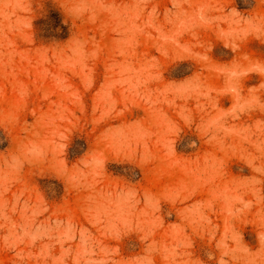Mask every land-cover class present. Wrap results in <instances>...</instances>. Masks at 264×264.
Returning <instances> with one entry per match:
<instances>
[{"label":"clouds","instance_id":"1","mask_svg":"<svg viewBox=\"0 0 264 264\" xmlns=\"http://www.w3.org/2000/svg\"><path fill=\"white\" fill-rule=\"evenodd\" d=\"M50 2L66 40L38 42L46 0H0L6 264H264V58L244 50L264 45L261 0ZM181 62L196 70L168 78ZM81 126L94 139L70 160ZM161 166L176 178L149 186Z\"/></svg>","mask_w":264,"mask_h":264},{"label":"rangeland","instance_id":"2","mask_svg":"<svg viewBox=\"0 0 264 264\" xmlns=\"http://www.w3.org/2000/svg\"><path fill=\"white\" fill-rule=\"evenodd\" d=\"M162 3L166 2V0H161ZM237 5L240 6V0H237ZM261 5L264 7V0H261ZM242 7V6H241ZM45 15L43 17H38V19L34 22V26L37 33V40L38 42H44L49 43L52 40L57 41H63L66 40L69 35V28H70V22L69 24L65 25L62 23V20L64 19L62 13L59 11L58 8H56L54 5L51 4L50 0H46L45 3ZM57 29H59L57 31ZM245 51H252L255 55L264 58V45H260L258 42H250L248 47H245ZM223 53V54H222ZM213 57L215 59L221 60V61H227L232 58V53L230 51L224 50L221 45L217 44L216 47L213 50ZM196 70L194 65H191L190 62H181L177 65H174L169 68L168 73H166V76L168 78H174L179 79L183 78L186 75H190L192 71ZM97 75L98 80L100 76L102 75V69L97 66ZM33 76H35V72H33ZM23 78V77H22ZM257 79L255 76L248 81L247 83L252 84L256 83ZM214 83H218V81L213 80ZM73 83H75L77 86H79L78 81L73 80ZM6 86V81L0 79V87ZM43 86L47 89H51V83L50 81L43 82ZM58 97L54 96L53 99H57ZM7 103H5V100H0V108H7L8 105L12 104L15 100V97L9 93L7 97L5 98ZM42 101L40 100V97L38 94H34L32 97V100L30 102L31 106L39 107ZM46 106V105H45ZM21 119L26 118L27 113L24 111H21L20 113ZM31 119V118H29ZM12 133L13 141L15 142L18 134H19V128H13L10 129ZM81 133L74 134L72 138V146L69 149V159L75 158V156L80 154V150L82 148L87 147V139L91 142L94 139V132L91 129L84 128L81 126L80 128ZM190 135V134H189ZM6 136V133L3 131V129H0V139H3ZM194 138V137H193ZM9 141H5L4 145H0V149L3 147L8 146ZM178 151H185L182 144H178ZM121 165L116 164H110L109 170L112 171L114 174H121ZM163 179L152 175L151 173L147 174L146 180L149 184V186L159 187L162 183L169 182L170 180H174L177 176L176 173L169 172L166 168L163 166ZM241 167L239 163H234L232 165L233 172H237L238 169ZM245 174H247V169H245ZM37 183L40 184L41 188L45 190L46 195L49 197L50 200H54L55 202H60V197L62 196V185L59 181H55L54 179H39L37 178ZM49 183H55L56 184V195L53 197L50 192H48L47 186ZM68 206L71 207L73 210H75V203L73 202V199H70L68 202ZM246 239H249L250 243H255L254 239L250 238V230L246 233ZM8 260V255L0 253V264H6Z\"/></svg>","mask_w":264,"mask_h":264}]
</instances>
